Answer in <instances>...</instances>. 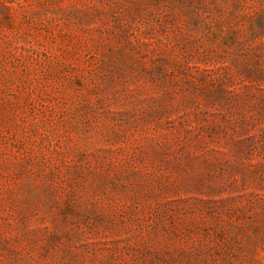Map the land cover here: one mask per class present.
I'll return each instance as SVG.
<instances>
[{
    "label": "rangeland",
    "instance_id": "rangeland-1",
    "mask_svg": "<svg viewBox=\"0 0 264 264\" xmlns=\"http://www.w3.org/2000/svg\"><path fill=\"white\" fill-rule=\"evenodd\" d=\"M0 264H264V0H0Z\"/></svg>",
    "mask_w": 264,
    "mask_h": 264
}]
</instances>
